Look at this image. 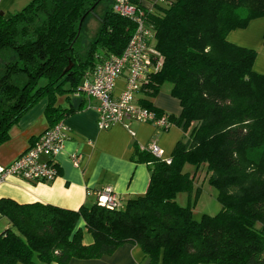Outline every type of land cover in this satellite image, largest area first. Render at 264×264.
Wrapping results in <instances>:
<instances>
[{"label":"trees","instance_id":"obj_1","mask_svg":"<svg viewBox=\"0 0 264 264\" xmlns=\"http://www.w3.org/2000/svg\"><path fill=\"white\" fill-rule=\"evenodd\" d=\"M113 1L31 0L0 14V144L41 98L50 126L63 119L72 109L56 105L57 95L73 92L100 60L122 52L134 23L113 11ZM132 2L144 10L163 60L137 101L166 114L152 98L168 82L181 112L167 118L182 126V138L170 161L135 147L136 161L149 164V183L117 208L0 198L7 220L0 264H67L109 255L124 243L138 244L148 264H264V74L253 69L255 49L227 39L264 16V0H158L153 10ZM100 4L98 31L87 39L82 24ZM188 166L205 167L221 205L217 214L195 220L191 204L177 203V194L192 188Z\"/></svg>","mask_w":264,"mask_h":264},{"label":"crops","instance_id":"obj_2","mask_svg":"<svg viewBox=\"0 0 264 264\" xmlns=\"http://www.w3.org/2000/svg\"><path fill=\"white\" fill-rule=\"evenodd\" d=\"M29 1L0 0V12L8 15ZM157 1L136 0L146 10H153ZM227 39L255 49L253 69L264 74V16L252 19L244 28L231 30ZM124 85V78L118 79L114 94H119ZM168 91L158 92L152 98L153 105L166 114L178 116L181 112L180 102ZM92 103L72 92L57 95L56 105L72 109L63 118L68 132L55 158L57 176L49 182H29L10 176L0 183V198H11L18 203L40 202L78 209L82 205H93L97 193L106 187L116 192L121 204L145 193L150 178L149 164L136 161L135 147L145 149L148 143L155 141L162 151V158H169L175 144L183 136L182 126L171 124L161 130L147 122L124 121L100 129ZM46 105L47 99L41 98L10 128L9 139L0 144V164L12 162L29 146L32 139L51 125L44 113ZM74 155L77 156V164L72 160ZM78 226L83 229L84 242H91L92 237L86 231L82 219L78 221ZM67 264H148V257L138 244L124 243L109 255L93 259L72 258Z\"/></svg>","mask_w":264,"mask_h":264},{"label":"built area","instance_id":"obj_3","mask_svg":"<svg viewBox=\"0 0 264 264\" xmlns=\"http://www.w3.org/2000/svg\"><path fill=\"white\" fill-rule=\"evenodd\" d=\"M112 9L118 15L134 23V31L120 54H111L100 60L92 73H86L72 92L93 101L91 107L97 114V126L107 129L118 122L142 121L164 130L171 123L167 114L157 115L152 109L137 101V93L151 72L162 65V56L155 48L153 33L144 19V10L132 0H114ZM124 78L125 85L119 94H114L116 81ZM68 127L64 119L49 126L39 134L12 162L0 164V183L10 176L29 182H49L58 173L56 155L63 147ZM147 148L162 158V151L155 141ZM170 161L169 158H162ZM72 160L78 163L77 156ZM96 203L107 208H117L121 202L111 187L97 193ZM1 219V214H0Z\"/></svg>","mask_w":264,"mask_h":264},{"label":"rangeland","instance_id":"obj_4","mask_svg":"<svg viewBox=\"0 0 264 264\" xmlns=\"http://www.w3.org/2000/svg\"><path fill=\"white\" fill-rule=\"evenodd\" d=\"M95 12L96 15L90 14L86 17L81 27L87 39L94 38L98 31L99 19L97 15H101L104 12L103 5H98ZM169 89L170 84L166 82L160 91H168ZM187 170L193 176L192 188L190 191L179 192L176 196L177 203L182 206L191 204L192 217L195 220H200L203 214H217L221 209V205L217 200L216 190L209 184L205 167L195 170L194 167L188 166ZM5 225L7 227V220L5 218L0 219V232L5 228Z\"/></svg>","mask_w":264,"mask_h":264},{"label":"water","instance_id":"obj_5","mask_svg":"<svg viewBox=\"0 0 264 264\" xmlns=\"http://www.w3.org/2000/svg\"><path fill=\"white\" fill-rule=\"evenodd\" d=\"M0 14H2V12H0ZM71 66H72V63H69V65H68V66H66V68L64 69V72H65V71H67L68 69H70V68H71Z\"/></svg>","mask_w":264,"mask_h":264}]
</instances>
